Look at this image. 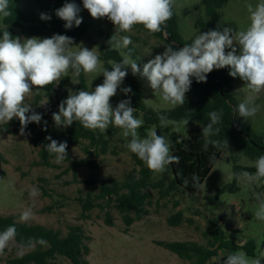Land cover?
Masks as SVG:
<instances>
[{
	"label": "rangeland",
	"instance_id": "1",
	"mask_svg": "<svg viewBox=\"0 0 264 264\" xmlns=\"http://www.w3.org/2000/svg\"><path fill=\"white\" fill-rule=\"evenodd\" d=\"M75 3L81 7L80 17L90 15L83 8L82 0H75ZM258 3L260 0H229L220 8L219 20L205 28L199 23V19L207 18L202 0H176L174 8L179 16L180 31L185 39H189L196 37L200 32L216 29L218 25L221 30L229 26L234 30H245L250 24L247 6L251 4L254 7ZM97 21L104 23L115 33V26L106 17ZM4 26L0 21V27ZM53 34L57 33L20 37L50 38ZM121 35L131 37L132 44L129 47L137 53L138 58L133 59L138 63L140 58L146 63L165 50V42L162 39L149 35L143 29L134 27L131 32ZM107 41V37L100 34V29L95 30L92 27L84 37L75 40L74 44H82L89 50L95 48L100 56L101 45L111 48ZM73 50H78V46H73ZM120 50L124 55L126 50ZM100 60L101 69L97 73H81L88 85V91L94 90L103 82L104 77L101 74L105 66L104 60ZM128 72L133 75L130 68ZM67 75L70 78L69 84H62L63 76L60 81H56L55 88L59 92L56 98L48 97L44 89H40L34 90L25 100L37 113L45 115L50 126H55L52 114L58 112L60 102L66 99L69 93L75 92L79 84L76 81L80 82L81 79V75L74 77L71 69ZM134 77L144 94L146 104V111L139 110L138 114L134 112V116L143 121V125L138 129L142 138L155 128L158 134L168 138L171 152V138L174 132L187 137L189 128L196 124L204 126L190 119L187 125H184V120L168 119L166 127H162L160 122L146 126L147 115L158 114L176 106L163 101L158 93H153L147 81L139 76ZM244 86V81L239 77L233 78L230 93L239 103L249 94ZM125 87L123 81L117 94L111 98L113 108L121 100L127 99V95L121 91ZM47 99L48 103L40 106ZM186 99H195L192 87L186 93ZM256 103L260 105V110L247 122L256 132L264 134V92L258 95ZM18 120L13 118L7 124L0 123V129L3 128L0 132V151L6 157V161L0 162L1 215H14L17 221L22 222L21 214L31 211L32 218L23 223L43 224L59 229L63 234L67 233L69 225H81L89 236L87 243L90 253L85 257L92 264H190V261L182 259L158 241H195L207 245L212 240V221L224 231L225 239L240 245L253 240L255 248L254 254L242 247L220 249L218 254L209 260V264H222V260L232 252H244L249 258L264 254V221L255 217L259 208L256 195L260 194L264 198V181L245 184L233 177V173L242 171L255 173L256 161L239 152L234 146L228 144V148H220L222 153L218 161L204 182L194 191L175 181L171 164L166 166L162 173L153 172L143 189L151 196L147 199L143 211L139 213L140 217L136 215L135 210L129 213L134 221L127 225L124 214L117 207L116 196H99L103 181L111 183L116 179L122 182L130 172L141 176V165L135 155L125 147L130 137L123 136L122 129L109 125L107 131L103 132L108 140L106 153H101V147L92 145L90 139L86 138L71 145L67 151L68 157L63 162L56 163L55 156H52L50 163L46 164L40 153L41 147L33 143L35 132L25 129L26 134L20 135L21 125ZM214 138L222 139V136ZM235 167H238L237 171ZM33 188L38 190L36 195L31 194ZM89 198L95 206L83 215L84 201ZM179 216L180 222L174 224L173 221ZM29 250L13 240L4 254L0 255V264ZM56 261L58 264L70 262L67 257L61 255Z\"/></svg>",
	"mask_w": 264,
	"mask_h": 264
},
{
	"label": "clouds",
	"instance_id": "2",
	"mask_svg": "<svg viewBox=\"0 0 264 264\" xmlns=\"http://www.w3.org/2000/svg\"><path fill=\"white\" fill-rule=\"evenodd\" d=\"M10 0H0V16L9 17L12 11L9 8ZM83 8L92 18H107L115 26V34L107 41L111 48L125 49L123 58L111 62V70H102L103 82L92 91L83 89L69 93L58 106V112L52 114L56 127L67 128L78 121L84 128L106 132L109 125L123 130V136L130 137L125 147L138 159L143 161L147 168L154 173H162L166 166L178 163L179 158L170 152V143L166 136L157 133L153 128L145 137H141L138 129L143 121L134 116L136 108L131 106V100H121L113 108L110 100L117 94V90L128 74V69L134 76L147 81L153 93H158L163 101L174 106L183 105L186 93L190 91L193 78L196 82H206L207 74L214 69L228 67L229 75L239 77L244 81V88L248 95L235 107V112L243 121L254 118L260 110L256 103L258 95L264 92V0L254 7L247 6L250 24L245 30H234L232 27L210 29L199 33L192 42L185 43L182 48H174V43L165 44V50L156 54L154 58L142 65L133 59L134 49L130 48L132 39L128 33L136 25H142L149 35L163 32L166 22L173 16L176 0H82ZM81 7L72 2H65L56 10L57 17L65 21V29L74 25L79 27L82 17L79 16ZM40 19L47 21L51 17L41 13ZM167 37V33H164ZM78 46V50H73ZM87 47L75 45L74 39L67 35L53 34L50 38H21L13 36L8 26L0 35V123H8L18 118L21 128L20 135H25V129L30 123L40 124L42 114L37 113L31 104L25 103L32 92L46 88L49 84L60 81L62 76L72 70L74 77L81 73H97L101 69V60L97 52ZM226 49L228 51L226 52ZM76 83H79L77 80ZM127 95L132 92L130 87L122 88ZM48 99L40 106L46 105ZM28 113H31L30 115ZM222 111L208 113L209 123L202 127L205 137L219 136L221 129ZM160 125L166 127L169 123L166 115H158ZM188 119L183 121L188 124ZM47 130V121H44ZM49 141L43 146L49 155H54L56 163L63 162L67 157L68 144L66 141H57L50 135ZM217 148L227 147L226 139L210 140ZM215 154L210 159L215 160ZM255 173L242 171L233 173V177L245 184H254L264 181V155L254 163ZM189 181L184 180L187 186ZM192 187H199V177L192 176ZM38 190L32 189L36 195ZM259 208L255 212L258 220L264 221V198L256 195ZM32 218L31 211L21 214L20 220L27 222ZM17 229L15 224L9 225L0 231V255L4 254L9 243L15 240ZM40 245L47 243L42 237L29 238L27 247L33 242ZM222 264H264V254L249 258L244 252L229 253Z\"/></svg>",
	"mask_w": 264,
	"mask_h": 264
},
{
	"label": "trees",
	"instance_id": "3",
	"mask_svg": "<svg viewBox=\"0 0 264 264\" xmlns=\"http://www.w3.org/2000/svg\"><path fill=\"white\" fill-rule=\"evenodd\" d=\"M67 0H10L9 8L12 15L9 17L0 16V21L5 25L0 27V35L2 30L8 26V31L13 36H29V35H46L50 32L67 35L75 40L85 36L92 29H100V34L107 37L109 40L115 33L107 28L104 23L97 21L86 14L82 18V23L79 27L75 25L71 29H65V21L56 16L57 9L63 6ZM229 0H202L206 12V20L199 19L200 25L205 28L211 23H215L220 18L219 10ZM41 13H45L51 17L50 20L44 21L40 19ZM137 29H143L142 25H136ZM106 30V32H105ZM109 31V32H107ZM146 31V30H145ZM147 32V31H146ZM167 33L165 37L164 33ZM156 38L162 39L165 44L174 43V48L179 49L185 43H191L195 37L185 39L180 31L179 16L173 9V16L166 22V27L163 32L152 34ZM100 59L104 60L105 68L111 70V61H120L123 58V52L113 48H108L101 45ZM137 53L133 51V58H138ZM139 63H145L141 58ZM228 67L222 69H214L207 74L206 82H196L193 78L192 89L195 94V99H186L183 105L176 106L170 110H163L158 114L147 115V124L160 122L158 115H166L168 119L173 120H195L203 125L209 123L208 113L212 111H222L221 123L217 125L221 129L220 135L222 139H226L228 144L234 146L239 152L244 153L251 159L257 160L261 155H264V134L256 132L246 121L237 116L235 107L239 102L232 96L230 90L233 88V77L229 75ZM126 87L132 89L131 93L127 94V99L131 100V106L136 107L135 113L139 110L146 111L144 102V94L141 91L138 81L129 72L124 79ZM57 82L49 84L44 88L46 95L50 98H56L59 94L55 88ZM70 78L68 75L62 77V84H69ZM88 91V85L84 75H81L80 82L75 89ZM42 114V113H40ZM44 121H47V130L44 129ZM18 123L19 120H18ZM28 131H34L33 143L40 146L41 156L44 163L49 164V153L43 149V146L49 143L45 139L46 136H51L57 141H66L68 144L67 151L72 144H78L82 139H90L92 145H99L101 153L107 152L108 140L106 133L94 131L84 128L78 121L74 122L67 128H58L50 126L45 115H42V121L38 125L30 123ZM3 128L0 129V132ZM202 127L199 124L188 129V136L184 137L181 133L174 132L171 140V154L179 158L178 163H172V170L175 181L184 188L194 191L197 188L192 187L193 174L199 177V186L204 182L216 162L218 161L222 151L221 147H215L210 140H215L214 136L211 139L202 135ZM212 154H215V160L210 159ZM135 155V154H134ZM137 158L138 164L141 165V176L135 172H130L124 181L112 180L111 183L103 181L100 197L115 195L117 198V207L124 214V219L127 225H130L134 220L130 216V212L135 210L136 215L143 211L144 205L150 193L143 191L147 186V179L152 175L144 162ZM6 161L5 155L0 151V162ZM96 164L95 162H91ZM236 171L238 167H235ZM251 170L246 168V170ZM256 171V168L254 166ZM189 181L188 185H184V180ZM126 190V191H124ZM95 206V203L89 198L84 201L83 215L86 211ZM110 221V220H109ZM180 222V216L173 221L174 224ZM15 224L17 236L15 240L27 249L28 252L10 258L4 264H58L57 257L65 256L70 262L69 264H92L85 255L90 253V246L87 243L89 236L84 228L79 224H71L68 226V231L63 234L61 230L47 227L43 224H28L16 220L14 215L0 214V231H3L9 225ZM210 233L212 240L207 245L200 244L195 241H158L167 249L175 252L184 260L190 261V264H209V260L218 254V251L223 248H245L249 253L254 254V242L249 240L244 245L236 244L225 239L224 231L220 230L216 223L212 221L210 225ZM43 238L47 241L45 245H40L33 242L32 247H27L29 238Z\"/></svg>",
	"mask_w": 264,
	"mask_h": 264
}]
</instances>
